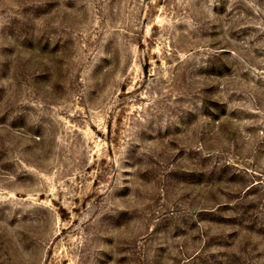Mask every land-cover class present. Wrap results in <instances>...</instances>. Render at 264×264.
Listing matches in <instances>:
<instances>
[{
  "label": "rangeland",
  "instance_id": "374dc122",
  "mask_svg": "<svg viewBox=\"0 0 264 264\" xmlns=\"http://www.w3.org/2000/svg\"><path fill=\"white\" fill-rule=\"evenodd\" d=\"M0 264H264V0H0Z\"/></svg>",
  "mask_w": 264,
  "mask_h": 264
}]
</instances>
